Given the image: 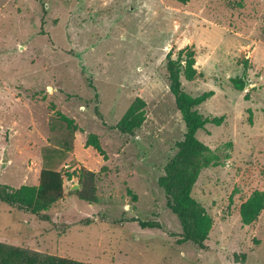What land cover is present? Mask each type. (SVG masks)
<instances>
[{
	"label": "rangeland",
	"instance_id": "374dc122",
	"mask_svg": "<svg viewBox=\"0 0 264 264\" xmlns=\"http://www.w3.org/2000/svg\"><path fill=\"white\" fill-rule=\"evenodd\" d=\"M185 47L202 77L181 78L182 90L213 91L196 110L224 118L197 132L210 153L196 159L179 151L186 127L166 68ZM137 97L141 128L109 129ZM44 147L69 149L64 197L47 220L0 203L1 243L89 264H264V209L249 226L239 215L264 191V0H0V186H37ZM181 168L212 220L203 249L182 241L159 185ZM87 182L96 203L77 195Z\"/></svg>",
	"mask_w": 264,
	"mask_h": 264
},
{
	"label": "trees",
	"instance_id": "16d2710c",
	"mask_svg": "<svg viewBox=\"0 0 264 264\" xmlns=\"http://www.w3.org/2000/svg\"><path fill=\"white\" fill-rule=\"evenodd\" d=\"M180 5H186L191 0H175ZM167 73L170 81V92L175 98L178 111L181 114L186 127L184 140L178 144L181 154L190 159H196L210 153V149L196 138L198 131L203 130L207 123L220 126L224 120L220 118H203L196 108L204 104L214 96L213 91L203 93L198 97H191L182 90L181 78L187 82L194 81L199 74L195 65V52L191 47L179 50L177 59L173 60L171 53L167 54ZM249 68L248 61L243 63V70ZM233 88L242 92L245 88L244 80L232 79ZM146 103L137 97L129 106L126 113L114 127L121 134H133L141 128L145 121ZM58 118L65 123L69 133L78 130L74 121L57 113ZM86 145L103 155L98 138L89 135ZM69 157V149L66 147H44L41 151L42 165L37 186L23 185L18 189L8 186H0V203L18 211L36 216L41 220H47L45 213L64 197V174L62 168ZM75 174H68L67 178ZM89 181L93 182V174H89ZM196 174L186 168L179 171H169L159 179V185L164 189L168 209L177 216L183 231V242L204 248L212 228V220L198 203L191 197V191L196 181ZM80 178H83L80 176ZM87 190L84 192L83 190ZM77 192L79 198L89 204L96 203L95 187L87 182L86 187ZM264 209V191H254L239 208V215L243 225L249 226L255 223ZM143 229L159 228V224L151 222H139ZM0 264H89L46 253L32 251L0 242Z\"/></svg>",
	"mask_w": 264,
	"mask_h": 264
},
{
	"label": "water",
	"instance_id": "95a60500",
	"mask_svg": "<svg viewBox=\"0 0 264 264\" xmlns=\"http://www.w3.org/2000/svg\"><path fill=\"white\" fill-rule=\"evenodd\" d=\"M75 189L77 188V187H74Z\"/></svg>",
	"mask_w": 264,
	"mask_h": 264
}]
</instances>
